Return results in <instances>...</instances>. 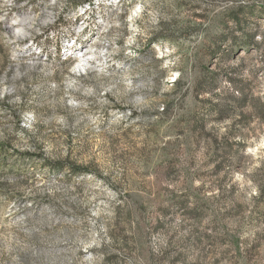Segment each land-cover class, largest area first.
<instances>
[{
	"label": "rangeland",
	"instance_id": "374dc122",
	"mask_svg": "<svg viewBox=\"0 0 264 264\" xmlns=\"http://www.w3.org/2000/svg\"><path fill=\"white\" fill-rule=\"evenodd\" d=\"M0 264H264V0H0Z\"/></svg>",
	"mask_w": 264,
	"mask_h": 264
},
{
	"label": "trees",
	"instance_id": "16d2710c",
	"mask_svg": "<svg viewBox=\"0 0 264 264\" xmlns=\"http://www.w3.org/2000/svg\"><path fill=\"white\" fill-rule=\"evenodd\" d=\"M91 1H89V4H90Z\"/></svg>",
	"mask_w": 264,
	"mask_h": 264
}]
</instances>
